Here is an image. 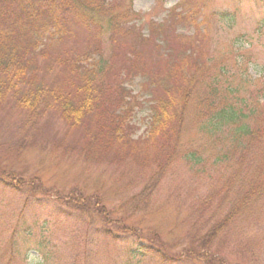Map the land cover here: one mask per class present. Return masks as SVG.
<instances>
[{"label":"rangeland","instance_id":"rangeland-1","mask_svg":"<svg viewBox=\"0 0 264 264\" xmlns=\"http://www.w3.org/2000/svg\"><path fill=\"white\" fill-rule=\"evenodd\" d=\"M183 1L133 0V9L143 16L133 22L147 32L150 21L161 22L168 10ZM189 6L198 12L202 28L187 20L175 23L176 31L169 34L167 44L150 40L142 46L144 63L159 67L168 54L164 52L167 46L170 56L165 66L172 68L183 60L182 52L191 50L194 62L207 64L210 77L222 75L224 83L240 85L245 92L259 91L261 96L264 29L259 32L258 26L264 25V0H191ZM75 36L81 50L91 34L80 23ZM109 44L107 39L102 42L106 54ZM193 70L194 66L185 64L181 74ZM146 82L141 76L126 83L134 107L130 118L134 139L146 135L151 121L150 94L142 90ZM176 92L171 95L178 96ZM9 107L0 112V170L15 173L18 179L34 180L50 196L39 193L27 201L25 192L0 185V264H164L149 256L141 258L139 245L129 235L120 232L123 238L114 241L102 231L110 229L114 234L121 225L135 226L145 245L167 247L172 256L186 255L187 251L200 250L199 239L208 225L232 206L233 193H223V181L229 184L234 164H218L215 160L216 151L224 148L226 141L215 144V138L209 139L206 131L190 120L185 139L194 151L191 154L202 157L204 163L192 166L177 158L153 182L148 162L137 165L112 157L101 160L83 150V133L71 129L58 113L43 117L31 134L23 132L27 145L20 150V121ZM145 188L146 203L136 206ZM74 202L81 207L87 204L95 215L75 210ZM204 220H208L206 227ZM218 232L210 246L212 253L201 249L211 256L204 262L185 256L165 264H222L220 258L226 264H264V199L250 215H242Z\"/></svg>","mask_w":264,"mask_h":264},{"label":"trees","instance_id":"trees-1","mask_svg":"<svg viewBox=\"0 0 264 264\" xmlns=\"http://www.w3.org/2000/svg\"><path fill=\"white\" fill-rule=\"evenodd\" d=\"M190 2L184 0L168 10L161 22L150 21L143 33L141 25L133 22L143 18L133 9V0L127 4L124 0H0V112L10 106L20 121L22 135L31 134L43 117L58 113L71 129L83 133V150L95 153L101 160L112 157L137 165L148 162L153 182L177 158L192 166L204 163L202 157L191 154L194 151L185 139L189 120L205 130L209 139L215 138V144L226 141L225 147L216 151L215 160L218 164H234L229 184L223 181V193L232 192L233 203L225 215L208 225L199 239L200 250L172 256L167 247L145 245L139 238L140 231L130 225H121L115 235L110 229L102 231L114 241H121L120 232L129 235L139 245L137 253L141 258L149 256L164 264L185 256L204 262L211 256L201 249L212 253L210 248L218 237V229L230 226L242 215H250L264 199V84L260 96L259 91L245 92L240 85L224 83L220 80L222 75L210 77L207 64L194 62L191 50L182 52L183 60L172 68L165 66L170 56L167 46L164 52L168 54L159 67L144 63L142 46L150 40L167 44L169 34L176 31L175 23L187 20L202 28ZM80 23L91 34L81 50L75 36ZM263 29V24L258 26L259 32ZM104 39L110 43L107 54L102 45ZM185 64L194 66L188 75L181 74ZM141 76L148 81L142 90L150 94L151 121L146 135L134 139L135 128L130 119L134 107L126 83ZM259 77L264 82V74ZM172 91H177L178 96H172ZM19 137L21 150L27 140L24 135ZM15 176L0 170V185L25 192L27 201L39 193L50 196L34 180ZM146 190L139 194L136 206L146 203ZM57 201L63 203L61 199ZM74 203L75 210L95 215L87 204L81 207ZM202 223L206 227L208 220Z\"/></svg>","mask_w":264,"mask_h":264}]
</instances>
